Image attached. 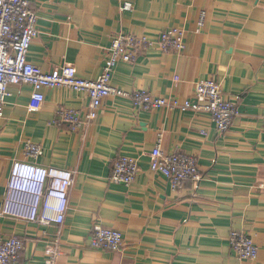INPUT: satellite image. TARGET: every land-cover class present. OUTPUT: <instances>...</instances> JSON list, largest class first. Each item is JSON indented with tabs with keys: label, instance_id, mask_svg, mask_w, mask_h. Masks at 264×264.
<instances>
[{
	"label": "crops",
	"instance_id": "0c3cea01",
	"mask_svg": "<svg viewBox=\"0 0 264 264\" xmlns=\"http://www.w3.org/2000/svg\"><path fill=\"white\" fill-rule=\"evenodd\" d=\"M38 36L29 61L45 72L72 65L79 77L97 79L120 34L153 41L133 62L120 61L111 83L126 91L146 89L167 100L194 99L195 83L213 79L236 103L225 133L207 113L178 107L137 110L131 99L108 96L95 119L75 127L59 121L70 109L91 111L85 92L45 88L43 102L28 83L12 85L0 117V213L15 161L74 172L69 208L61 224L44 225L0 214V234L21 238L23 264H264V0H30ZM132 2L131 10H123ZM203 22V25H201ZM185 31L183 51L163 50L162 31ZM160 139L164 153L197 159L200 179L174 189L151 170L150 152ZM43 147L33 159L27 143ZM120 156L136 157L140 172L126 186L111 180ZM17 211L29 212L26 200ZM119 230V251L93 248L95 224ZM250 233L259 247L254 260L234 253L230 235Z\"/></svg>",
	"mask_w": 264,
	"mask_h": 264
},
{
	"label": "built area",
	"instance_id": "2783aa9c",
	"mask_svg": "<svg viewBox=\"0 0 264 264\" xmlns=\"http://www.w3.org/2000/svg\"><path fill=\"white\" fill-rule=\"evenodd\" d=\"M132 8V2H124L122 7L123 10ZM37 23L38 15L30 0H0V117L11 95L10 87L28 83L33 87V100L40 103L44 100L45 88L66 87L87 93L91 99V111L85 119L74 110L59 111L58 120L70 122L75 127L95 119L104 99L114 95L131 99L137 110L167 106L178 107L184 112L207 113L219 133L230 129L237 114L236 103L223 95L221 84L213 79L195 83V98L185 100L158 98L146 89L126 91L111 83L112 71L120 61L133 62L139 52L148 50L154 44L149 37L135 34L116 36L109 48V59L103 73L91 80L79 77L72 65L45 72L29 61L31 45L39 34ZM157 42L163 50L183 51L186 47L185 31L179 27L169 28L160 33ZM262 119L264 126V114ZM25 152L28 157L38 159L44 154V149L29 142ZM149 165L151 170L168 178L174 189L182 187L189 179H200L197 159L181 151L164 153L160 139L150 152ZM139 172L136 157L120 156L114 163L111 180L128 186L135 181ZM73 183L74 172L69 169L15 161L0 214L21 216L44 225L61 224L69 208V191ZM23 199L28 203L27 214L20 213L16 208ZM90 239L93 248L103 250L119 251L124 244L123 234L119 230L100 223L94 225ZM230 244L238 258L254 260L258 257L259 247L248 232L232 231ZM23 248L21 238L3 237L0 234V264H23L20 261ZM59 253L57 245H50L46 250L48 263L53 264Z\"/></svg>",
	"mask_w": 264,
	"mask_h": 264
}]
</instances>
